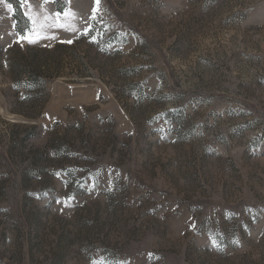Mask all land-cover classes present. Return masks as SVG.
I'll return each mask as SVG.
<instances>
[{
  "label": "rangeland",
  "instance_id": "374dc122",
  "mask_svg": "<svg viewBox=\"0 0 264 264\" xmlns=\"http://www.w3.org/2000/svg\"><path fill=\"white\" fill-rule=\"evenodd\" d=\"M22 4L25 34L0 0V264H264V0Z\"/></svg>",
  "mask_w": 264,
  "mask_h": 264
},
{
  "label": "trees",
  "instance_id": "16d2710c",
  "mask_svg": "<svg viewBox=\"0 0 264 264\" xmlns=\"http://www.w3.org/2000/svg\"><path fill=\"white\" fill-rule=\"evenodd\" d=\"M10 3L14 6L15 8V12H14V17L16 19V22H17V25H16V28H17V31L21 34H25V32L30 28L31 24H30V20L29 18L26 16V14L24 13L23 11V8H22V0H9ZM65 6H59L58 7V10L60 12H63L65 10ZM26 23V25H25ZM95 34V28L93 27L88 33H81L79 35V37H77L76 39L72 40L71 42L69 43H61V44H58L56 47L57 48H63V47H66L67 49H75L77 48V46L79 44H81L83 41V45L84 46H88V42H87V37L90 36V37H93ZM113 42V40H110L109 44L111 45ZM118 50H116L117 52ZM86 58V56H85ZM85 58L83 57V63H84V60ZM81 65H78L77 66V69L76 72H73L74 75L76 76H90V77H93L92 76V73H93V69H96L95 66L91 65L90 62H87V66H84L83 69H81L80 67Z\"/></svg>",
  "mask_w": 264,
  "mask_h": 264
},
{
  "label": "snow or ice",
  "instance_id": "6c2138e0",
  "mask_svg": "<svg viewBox=\"0 0 264 264\" xmlns=\"http://www.w3.org/2000/svg\"><path fill=\"white\" fill-rule=\"evenodd\" d=\"M95 2H96V4H97V5H99V3H100V0H95ZM59 15H60V13H57V16H59ZM64 15H68V13H67V12H65V13H64Z\"/></svg>",
  "mask_w": 264,
  "mask_h": 264
}]
</instances>
